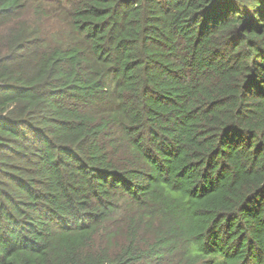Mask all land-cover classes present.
Instances as JSON below:
<instances>
[{
	"label": "trees",
	"instance_id": "trees-1",
	"mask_svg": "<svg viewBox=\"0 0 264 264\" xmlns=\"http://www.w3.org/2000/svg\"><path fill=\"white\" fill-rule=\"evenodd\" d=\"M0 264H264V0H0Z\"/></svg>",
	"mask_w": 264,
	"mask_h": 264
}]
</instances>
